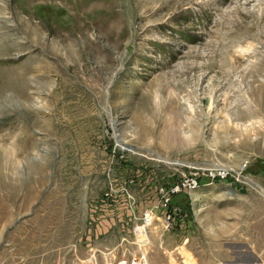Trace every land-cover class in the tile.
Segmentation results:
<instances>
[{
	"label": "rangeland",
	"instance_id": "rangeland-1",
	"mask_svg": "<svg viewBox=\"0 0 264 264\" xmlns=\"http://www.w3.org/2000/svg\"><path fill=\"white\" fill-rule=\"evenodd\" d=\"M32 1L0 0V264H214L264 214V0Z\"/></svg>",
	"mask_w": 264,
	"mask_h": 264
},
{
	"label": "crops",
	"instance_id": "crops-1",
	"mask_svg": "<svg viewBox=\"0 0 264 264\" xmlns=\"http://www.w3.org/2000/svg\"><path fill=\"white\" fill-rule=\"evenodd\" d=\"M229 231L210 236L202 254L215 257L214 264H264V214L248 234L241 233L238 227Z\"/></svg>",
	"mask_w": 264,
	"mask_h": 264
},
{
	"label": "bare ground",
	"instance_id": "bare-ground-1",
	"mask_svg": "<svg viewBox=\"0 0 264 264\" xmlns=\"http://www.w3.org/2000/svg\"><path fill=\"white\" fill-rule=\"evenodd\" d=\"M2 1L5 4L4 7L9 11V13H12V14H18L19 12L26 13L27 9L31 8V5H32V3L30 2L32 0H29V2H27L26 4L21 3L20 5L17 4V2H20V0H2ZM39 1H43V0H39ZM21 7H25L26 9H23ZM1 42H2V39L0 38V43Z\"/></svg>",
	"mask_w": 264,
	"mask_h": 264
},
{
	"label": "built area",
	"instance_id": "built-area-1",
	"mask_svg": "<svg viewBox=\"0 0 264 264\" xmlns=\"http://www.w3.org/2000/svg\"><path fill=\"white\" fill-rule=\"evenodd\" d=\"M193 184L192 187H177L174 189V192H178L180 190V188H186V189H190V190H193V189H196L197 187H195V181L191 182Z\"/></svg>",
	"mask_w": 264,
	"mask_h": 264
}]
</instances>
